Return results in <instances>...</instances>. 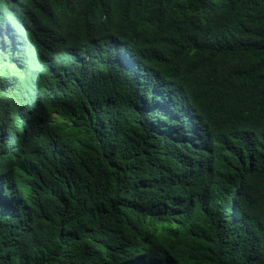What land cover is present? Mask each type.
I'll return each instance as SVG.
<instances>
[{"label":"trees","instance_id":"trees-1","mask_svg":"<svg viewBox=\"0 0 264 264\" xmlns=\"http://www.w3.org/2000/svg\"><path fill=\"white\" fill-rule=\"evenodd\" d=\"M94 38L103 47L129 42L166 88L122 84L126 105L111 127L89 104L68 108L66 139L43 147L42 161L20 163L27 177L0 195V264H113L101 257L100 237L134 225L166 234L164 245L172 236L175 264H213L206 255L215 264H264V0H0V82L42 71L41 96L55 80L57 96L67 100L74 86L48 75L64 72L66 57L82 64L76 49L88 62L109 66L95 55L103 47ZM11 92L0 91L9 104L16 101ZM147 94H175L196 110L212 131L200 141L212 172L230 168L239 155L256 161L233 190L249 204L242 212L245 241L233 246L224 238L229 223L214 226L230 191L214 193L213 214L193 215L176 190L190 186L161 183L152 128L139 106ZM3 106L0 126L8 120Z\"/></svg>","mask_w":264,"mask_h":264},{"label":"clouds","instance_id":"clouds-1","mask_svg":"<svg viewBox=\"0 0 264 264\" xmlns=\"http://www.w3.org/2000/svg\"><path fill=\"white\" fill-rule=\"evenodd\" d=\"M98 39L92 41L97 48H102L103 43ZM84 48L91 53L88 46ZM80 50L74 52L82 64L66 57L71 62L60 66L64 72L57 70L55 75H48L50 78L60 77L59 84L69 82L74 86L67 100L57 96L55 80H47L52 87L44 97L41 96L42 71H20L0 82V91L10 90L16 96V101L9 104L5 102L8 97L0 94V102L8 115V120L0 126V195L13 191L17 186L16 179L27 177V171H21L20 163L42 161L39 153L43 147L59 145L66 139L63 124L69 119L68 108L89 104L101 118L103 126L111 127L126 105L122 84L149 87L160 93L166 88L156 83L153 71L143 66L141 56L127 41L113 39L110 47H103L95 53L104 59L103 63L109 64L106 67H100L96 61L88 62L78 52ZM86 73L90 74L89 78L81 76ZM169 90L173 91V88ZM174 95L159 97L147 94L149 101L139 105L144 122L152 128L154 147L158 152L153 160L154 167L162 184L180 181L190 186V190H176L188 198L182 206L193 215L213 214L218 204L212 201L214 193L218 190L230 191L216 212L214 226L223 221L229 223L224 224V238L234 246L241 239H246L248 224L243 221L242 212L249 204L233 190L256 167V161L243 154L239 155L237 162H229L230 168L226 167L220 173L212 172L204 147L200 144L201 135L207 133L211 136L212 131L202 126L199 114L190 104L175 100ZM134 109L136 106L132 111ZM241 222L246 226L236 228ZM163 235L166 234H154L136 225L124 226L121 230L102 235L98 249L101 257L106 256L113 264H175L178 244H174L176 241L169 236V244L164 245L160 240ZM205 259L215 264L207 255Z\"/></svg>","mask_w":264,"mask_h":264},{"label":"bare ground","instance_id":"bare-ground-1","mask_svg":"<svg viewBox=\"0 0 264 264\" xmlns=\"http://www.w3.org/2000/svg\"><path fill=\"white\" fill-rule=\"evenodd\" d=\"M205 241H207V240H204L203 242L201 241L202 243H200V246H201ZM207 242H209V241H207ZM207 244H208V243H207ZM207 244H206V245H207ZM206 245H204V246H206ZM210 245H211V244H210ZM208 246H209V245H207V247H208ZM207 247H206V248H207Z\"/></svg>","mask_w":264,"mask_h":264}]
</instances>
